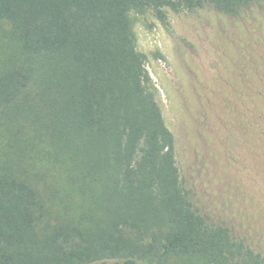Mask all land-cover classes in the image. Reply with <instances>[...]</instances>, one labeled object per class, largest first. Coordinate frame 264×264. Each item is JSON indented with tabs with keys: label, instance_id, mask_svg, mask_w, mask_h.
I'll return each instance as SVG.
<instances>
[{
	"label": "trees",
	"instance_id": "16d2710c",
	"mask_svg": "<svg viewBox=\"0 0 264 264\" xmlns=\"http://www.w3.org/2000/svg\"><path fill=\"white\" fill-rule=\"evenodd\" d=\"M256 0H0V264H264L200 214L135 13Z\"/></svg>",
	"mask_w": 264,
	"mask_h": 264
},
{
	"label": "rangeland",
	"instance_id": "374dc122",
	"mask_svg": "<svg viewBox=\"0 0 264 264\" xmlns=\"http://www.w3.org/2000/svg\"><path fill=\"white\" fill-rule=\"evenodd\" d=\"M133 16L194 208L264 255V0Z\"/></svg>",
	"mask_w": 264,
	"mask_h": 264
}]
</instances>
